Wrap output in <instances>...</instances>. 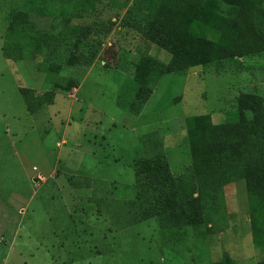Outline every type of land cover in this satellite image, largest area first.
Listing matches in <instances>:
<instances>
[{
	"label": "rangeland",
	"instance_id": "obj_1",
	"mask_svg": "<svg viewBox=\"0 0 264 264\" xmlns=\"http://www.w3.org/2000/svg\"><path fill=\"white\" fill-rule=\"evenodd\" d=\"M132 4L0 0V264H264L244 179L229 181L200 213L192 208L193 222L163 212L144 219L159 191L139 193L135 167L157 145L165 157L157 176L183 175L192 163L186 119L222 124L241 94L264 99V52L153 80V64L171 57L125 24ZM14 13L51 34L50 45L40 43L47 54L12 47ZM75 27L98 50L89 66L55 59V41ZM26 31L17 35L31 46ZM147 64L151 75L136 80ZM258 132L245 148L264 157Z\"/></svg>",
	"mask_w": 264,
	"mask_h": 264
},
{
	"label": "trees",
	"instance_id": "obj_2",
	"mask_svg": "<svg viewBox=\"0 0 264 264\" xmlns=\"http://www.w3.org/2000/svg\"><path fill=\"white\" fill-rule=\"evenodd\" d=\"M25 15L13 14L7 40L14 42L12 47L18 52L46 53L49 47L40 43L50 45L51 34L47 30L34 31ZM123 21L128 27L148 32L170 54L167 64H153V80L168 73L182 75L198 64L264 52V0H133ZM25 30L32 32L28 36L31 46L21 41L26 37L17 35H25ZM68 31L58 44L55 41V59L89 66L98 50H90L80 41V35L85 36L80 27ZM68 35L78 39L65 40ZM151 66L140 65L136 80L147 77ZM186 125L192 163L183 175L173 177L164 169L162 177L157 176L154 169L162 170L165 158L157 145L151 157L136 161L139 193L150 194L154 188L159 191L154 204L145 208L144 219L162 212L170 219L178 214L189 218L192 208L198 211L206 204L212 205L229 181L244 179L253 210V239L264 251V157L256 150L249 156L245 148L255 131L264 132V99L241 94L237 109L226 114L224 123L213 125L209 115H200L187 118ZM197 211L190 222L198 218Z\"/></svg>",
	"mask_w": 264,
	"mask_h": 264
}]
</instances>
